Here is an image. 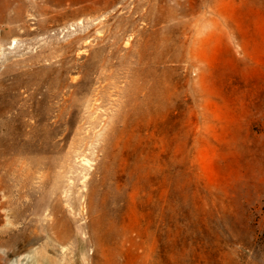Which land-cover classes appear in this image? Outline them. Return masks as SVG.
Masks as SVG:
<instances>
[{"label": "rangeland", "instance_id": "rangeland-1", "mask_svg": "<svg viewBox=\"0 0 264 264\" xmlns=\"http://www.w3.org/2000/svg\"><path fill=\"white\" fill-rule=\"evenodd\" d=\"M264 264V0H0V264Z\"/></svg>", "mask_w": 264, "mask_h": 264}, {"label": "bare ground", "instance_id": "bare-ground-1", "mask_svg": "<svg viewBox=\"0 0 264 264\" xmlns=\"http://www.w3.org/2000/svg\"><path fill=\"white\" fill-rule=\"evenodd\" d=\"M12 263L13 264H26L25 263V261H23V259L22 258H20V259H14L13 261H12Z\"/></svg>", "mask_w": 264, "mask_h": 264}]
</instances>
